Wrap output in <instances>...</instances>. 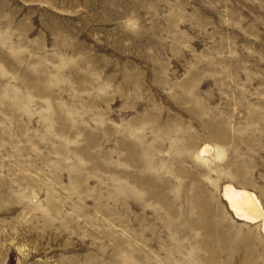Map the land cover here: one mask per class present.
<instances>
[{
  "label": "rangeland",
  "instance_id": "obj_1",
  "mask_svg": "<svg viewBox=\"0 0 264 264\" xmlns=\"http://www.w3.org/2000/svg\"><path fill=\"white\" fill-rule=\"evenodd\" d=\"M227 183L264 209V0H0V264H264Z\"/></svg>",
  "mask_w": 264,
  "mask_h": 264
},
{
  "label": "bare ground",
  "instance_id": "obj_2",
  "mask_svg": "<svg viewBox=\"0 0 264 264\" xmlns=\"http://www.w3.org/2000/svg\"><path fill=\"white\" fill-rule=\"evenodd\" d=\"M209 151V146H204L201 150L204 154ZM222 192L229 205V210L236 219L252 224L259 222L264 231V209L252 191L227 183Z\"/></svg>",
  "mask_w": 264,
  "mask_h": 264
}]
</instances>
